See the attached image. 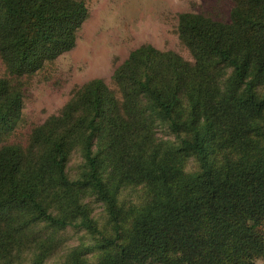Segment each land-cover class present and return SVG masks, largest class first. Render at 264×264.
Masks as SVG:
<instances>
[{
  "label": "trees",
  "instance_id": "trees-1",
  "mask_svg": "<svg viewBox=\"0 0 264 264\" xmlns=\"http://www.w3.org/2000/svg\"><path fill=\"white\" fill-rule=\"evenodd\" d=\"M229 21L177 16L192 61L149 43L93 78L26 145L5 139L23 105L0 76V264L25 252L43 264L67 227L98 233L94 264H256L264 259V0H231ZM88 15L83 0H0V56L10 75H31L72 49ZM165 126L175 136H157ZM79 152L80 172L67 165ZM194 157L198 168L185 170ZM145 188L127 209L123 187ZM109 217L103 235L85 201ZM129 217L125 235L122 217ZM92 247L73 250L84 264Z\"/></svg>",
  "mask_w": 264,
  "mask_h": 264
},
{
  "label": "rangeland",
  "instance_id": "rangeland-1",
  "mask_svg": "<svg viewBox=\"0 0 264 264\" xmlns=\"http://www.w3.org/2000/svg\"><path fill=\"white\" fill-rule=\"evenodd\" d=\"M88 15L77 31L75 45L40 70L23 76L10 75L0 56V76L19 88L23 95L20 120L5 139L8 143L26 145L30 131L41 124L49 115L57 114L68 101L73 91L93 78H102L112 86L111 75L128 53L141 44L149 43L160 50H172L184 59L192 61L186 47L179 41L176 26L181 12L201 13L213 19L229 21L233 3L231 0H83ZM157 136L173 140L175 136L165 126L158 128ZM185 170L198 168L194 157L185 160ZM81 157L74 152L68 162L67 171L74 179L80 172ZM146 196L142 185L121 188L118 205L127 209L138 205ZM91 216L99 231L113 235L109 217L104 206L94 197H87ZM129 217H122L121 233L125 240ZM64 238L62 245L43 264H69L68 255L73 250L92 247L81 256L84 264H94L104 254L93 248L100 238L98 233L67 227L59 232ZM33 256L25 252L13 264H30ZM264 264V259H256Z\"/></svg>",
  "mask_w": 264,
  "mask_h": 264
}]
</instances>
